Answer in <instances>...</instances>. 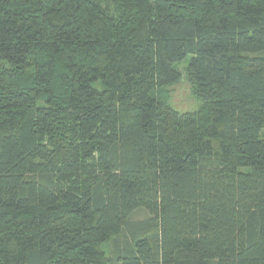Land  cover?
Here are the masks:
<instances>
[{"label": "trees", "instance_id": "obj_1", "mask_svg": "<svg viewBox=\"0 0 264 264\" xmlns=\"http://www.w3.org/2000/svg\"><path fill=\"white\" fill-rule=\"evenodd\" d=\"M0 264H264V0H0Z\"/></svg>", "mask_w": 264, "mask_h": 264}, {"label": "rangeland", "instance_id": "obj_2", "mask_svg": "<svg viewBox=\"0 0 264 264\" xmlns=\"http://www.w3.org/2000/svg\"><path fill=\"white\" fill-rule=\"evenodd\" d=\"M179 65L182 69L184 65H186V61L181 62ZM161 93V99L179 112L194 111L201 103L200 100L192 94L190 85L184 75L178 82L168 88L166 87L165 90L163 89ZM131 218L134 221H140L146 219L147 214L144 210H137L133 213ZM111 247L112 246L108 248L109 252L113 249V247L112 249Z\"/></svg>", "mask_w": 264, "mask_h": 264}]
</instances>
